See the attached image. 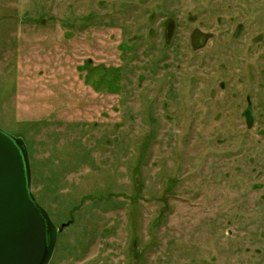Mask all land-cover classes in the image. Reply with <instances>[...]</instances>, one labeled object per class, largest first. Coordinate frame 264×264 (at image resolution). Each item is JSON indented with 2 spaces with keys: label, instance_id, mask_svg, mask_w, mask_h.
<instances>
[{
  "label": "rangeland",
  "instance_id": "1",
  "mask_svg": "<svg viewBox=\"0 0 264 264\" xmlns=\"http://www.w3.org/2000/svg\"><path fill=\"white\" fill-rule=\"evenodd\" d=\"M219 2L0 0V129L24 138L56 226L71 221L50 264H264V66L236 75L190 37L194 13L227 37Z\"/></svg>",
  "mask_w": 264,
  "mask_h": 264
},
{
  "label": "water",
  "instance_id": "2",
  "mask_svg": "<svg viewBox=\"0 0 264 264\" xmlns=\"http://www.w3.org/2000/svg\"><path fill=\"white\" fill-rule=\"evenodd\" d=\"M245 118L252 129L251 109ZM67 225L57 227L34 196L25 141L0 129V264H50Z\"/></svg>",
  "mask_w": 264,
  "mask_h": 264
},
{
  "label": "flooded vegetation",
  "instance_id": "3",
  "mask_svg": "<svg viewBox=\"0 0 264 264\" xmlns=\"http://www.w3.org/2000/svg\"><path fill=\"white\" fill-rule=\"evenodd\" d=\"M238 1L239 0H220V2L217 3L218 6L215 8L216 11L219 10L217 12H220V14L223 15L218 16L216 18L217 24L224 26L223 35L225 34L227 37L224 38L223 41H219V43L217 42V39L215 38V32L209 30H202L207 26H203L201 23L197 24L198 19L196 13L192 15V22L194 25L191 29L190 37L193 45L198 46L196 50L209 48L206 50V55L208 59H210L214 55H217L218 59L222 60L221 66H223L224 63L229 60H237L234 61L236 63L234 65L236 66V75H238V72L241 74L243 70H247L252 67L255 69L256 74L258 75L261 72L260 64L264 66V35L262 34L263 31L261 30L256 36L249 38V36L246 34V23L247 25H249L248 16H246V13H244L245 6H238L240 4ZM255 3H257V0H247V10H251L255 14L257 10L258 13L264 14V5L263 8L260 9V6L254 5ZM244 16L246 17L244 18ZM174 29V22L168 21L166 23V35L168 38L171 36V33L172 31H174ZM248 44L250 46L247 52H249L251 49L255 51V54L249 58L244 56V47ZM257 67L259 68L258 71L256 70ZM231 68L222 67V70L225 72L226 75L228 74V72H231ZM246 80L250 82L248 78H246ZM221 82H223L224 85L223 88H219L225 93V96H228L229 94L231 95L232 92H225L226 90H228L226 84L231 85L235 81H233L232 79H226ZM252 82L253 86H251L250 84L248 85L252 90H254V93H256L258 89L257 84H254L255 78H252ZM210 92L213 95L214 90L211 89ZM235 95L236 96H234V98L238 97L237 92H235ZM236 104L238 105L239 102H236ZM236 107L243 108L241 103L240 106ZM248 109H251L254 115V111L257 108L255 105H253V103H249L248 106L246 104V107L244 108V113Z\"/></svg>",
  "mask_w": 264,
  "mask_h": 264
},
{
  "label": "trees",
  "instance_id": "4",
  "mask_svg": "<svg viewBox=\"0 0 264 264\" xmlns=\"http://www.w3.org/2000/svg\"><path fill=\"white\" fill-rule=\"evenodd\" d=\"M113 90H114V88H113ZM30 152H31V155L34 157V161H35V153H34V151H33V145L31 144V147H30ZM38 163V162H37ZM31 166H32V173H33V180H34V184H36V183H42V182H40V181H43V179H42V176H38V174H37V171H35V169H34V167H35V164L34 165H32L31 164ZM37 167H38V164H37ZM37 177V178H36ZM36 178V179H35ZM38 178H39V180L40 181H38ZM136 181V180H135ZM44 182V181H43ZM137 185H139V182H137ZM137 185H136V182H135V186L137 187Z\"/></svg>",
  "mask_w": 264,
  "mask_h": 264
}]
</instances>
